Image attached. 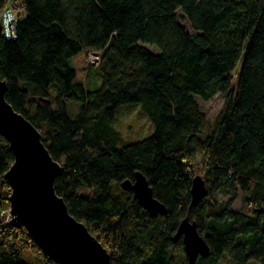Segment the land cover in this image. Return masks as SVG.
<instances>
[{"label": "trees", "instance_id": "obj_1", "mask_svg": "<svg viewBox=\"0 0 264 264\" xmlns=\"http://www.w3.org/2000/svg\"><path fill=\"white\" fill-rule=\"evenodd\" d=\"M9 1L0 0V11ZM23 6L9 38H0L7 101L61 163L56 193L111 251L112 264H188L182 239L174 240L187 216L210 246L197 264H264V0ZM90 52L100 56L98 66L87 62ZM80 54L96 76L87 83L74 65ZM216 95L227 105L211 123L196 98ZM135 107L152 130L131 141L114 123L122 109ZM198 159L208 194L190 209ZM14 161L0 135V212L11 209L5 175ZM138 172L168 215L150 216L123 190ZM18 231L28 236L12 224L2 228L0 264H43L12 239Z\"/></svg>", "mask_w": 264, "mask_h": 264}, {"label": "water", "instance_id": "obj_2", "mask_svg": "<svg viewBox=\"0 0 264 264\" xmlns=\"http://www.w3.org/2000/svg\"><path fill=\"white\" fill-rule=\"evenodd\" d=\"M5 29L0 21V38ZM1 62V56H0ZM1 65V63H0ZM9 85L0 78V135L10 143L15 163L6 172L10 185L12 225L24 228L40 250L56 264H112V258L89 228L70 215L64 199L56 193L55 181L63 172L44 145L40 131L7 101ZM192 204L198 206L208 194L206 180L194 176ZM136 181L122 184L150 216L168 215L166 206L154 197V189L138 172ZM182 239L188 264L210 256V246L198 230L197 222L187 216L178 228L175 241Z\"/></svg>", "mask_w": 264, "mask_h": 264}, {"label": "rangeland", "instance_id": "obj_3", "mask_svg": "<svg viewBox=\"0 0 264 264\" xmlns=\"http://www.w3.org/2000/svg\"><path fill=\"white\" fill-rule=\"evenodd\" d=\"M24 0H10L8 2L7 8L3 11H0V19L5 24L6 31L8 29H12V25L14 22H16L20 17H22L25 14L24 6H23ZM8 28V29H7ZM8 34V33H7ZM74 65L76 70L79 72V80L84 81L87 83L89 80L96 79V76H93L91 74V70H88V65L86 63V55L80 54L77 56V58L74 59ZM98 66V65H94ZM201 110L206 115V118L211 122H215L216 119L222 115L225 111V107L227 105V100L222 95H216L212 98L210 101H204L202 99L196 98ZM73 110V109H72ZM74 112H77V110H73ZM139 110L137 107L135 108H124L120 111V114L117 115L114 125L116 128L121 132V134L124 136L126 140H136V139H142L150 135V131L152 130L151 123H149L148 119L141 116L139 114ZM194 170L196 176H202L203 171L206 167L204 165V161L202 159H198L193 163ZM203 177V176H202ZM204 178V177H203ZM12 193V190L10 191ZM242 204V197L240 195V198L238 202L235 203L234 207L236 211H239ZM11 209L7 210L6 212H0V234L2 231V228L4 226L9 225V219H10ZM24 229V228H22ZM15 237L18 242L21 241V246L25 247V255L27 257L35 258L37 261L43 264H49V262L46 259V255L42 251L43 255L39 254L38 251L34 250L32 240L29 239V235L26 236V234L23 231L13 232L12 239ZM99 237V236H94ZM1 237H0V243H1ZM99 240V239H98ZM103 245V244H102ZM104 246V245H103ZM39 248V247H38ZM106 248V247H105ZM107 249V248H106ZM109 250V249H107ZM110 254L111 251L109 250ZM249 264H259L255 261L250 262Z\"/></svg>", "mask_w": 264, "mask_h": 264}, {"label": "built area", "instance_id": "obj_4", "mask_svg": "<svg viewBox=\"0 0 264 264\" xmlns=\"http://www.w3.org/2000/svg\"><path fill=\"white\" fill-rule=\"evenodd\" d=\"M0 21L2 22V24L4 26V29H5L6 22L5 21L3 22L1 19H0ZM10 34H11V30L8 29L6 31V29H5L3 35L6 36L7 38H9ZM100 60H101V58H100V56L98 54H95L93 52L88 53V56H87V62L88 63H90L92 65H98L100 63ZM12 220H13V218H12V216L10 214V219L8 220L10 224H12Z\"/></svg>", "mask_w": 264, "mask_h": 264}]
</instances>
